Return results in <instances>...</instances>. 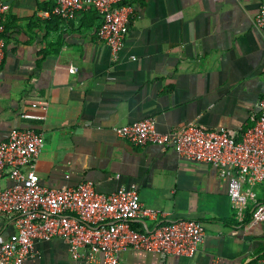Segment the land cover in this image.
Segmentation results:
<instances>
[{
  "label": "crops",
  "instance_id": "1",
  "mask_svg": "<svg viewBox=\"0 0 264 264\" xmlns=\"http://www.w3.org/2000/svg\"><path fill=\"white\" fill-rule=\"evenodd\" d=\"M3 1L10 9L3 17L0 143L13 129L33 126L44 140L41 185L91 182L107 194L136 184L144 206L164 220L205 227L193 258L128 251L120 264H252L264 255V222L245 223L255 206L241 221L214 167L157 145L137 147L116 133L150 117L162 133L192 122L241 134L252 128L264 95V32L254 25L264 0H124L132 12L118 59L97 36L102 19L95 11L44 19L40 13L56 0ZM11 185L0 179V190ZM255 191L264 203V185ZM136 226L150 231L154 222ZM14 232L13 222L0 220V244ZM23 264L76 263L56 238L38 241Z\"/></svg>",
  "mask_w": 264,
  "mask_h": 264
},
{
  "label": "built area",
  "instance_id": "2",
  "mask_svg": "<svg viewBox=\"0 0 264 264\" xmlns=\"http://www.w3.org/2000/svg\"><path fill=\"white\" fill-rule=\"evenodd\" d=\"M10 7L0 0V66L6 58L3 17ZM95 11L102 19L97 36L118 59L125 47L131 7L124 0H56L53 10L40 16L71 21L80 13ZM264 32V5L254 22ZM72 71H77L72 68ZM255 125L244 133L212 131L188 123L162 133L153 117L116 130L118 137L137 147L157 145L183 159L214 167L228 182V194L238 218L254 207L252 223L264 222V203L255 188L264 185V95L258 104ZM45 120L44 116L25 115ZM44 148L42 133L33 126L13 129L0 143V179L12 185L0 190V220L11 221L16 232L0 244V264H23L35 254L38 241L62 239L76 264H120L128 251L168 257L193 258L206 239L204 225L193 219L164 220L161 211L142 203L136 184L113 193H100L91 182L76 187L50 188L40 184L36 166ZM145 218L154 222L150 231L135 225ZM252 264H264V255Z\"/></svg>",
  "mask_w": 264,
  "mask_h": 264
},
{
  "label": "trees",
  "instance_id": "3",
  "mask_svg": "<svg viewBox=\"0 0 264 264\" xmlns=\"http://www.w3.org/2000/svg\"><path fill=\"white\" fill-rule=\"evenodd\" d=\"M54 7H55V6H54ZM54 7H53V8H54ZM53 8L50 9V10H53ZM50 10H49V11H50ZM53 17H55V16H53ZM4 36H5V35H4ZM251 219H252V216H251V215L247 216V218L245 219V223H249V222L251 221ZM135 228L138 229L136 225H135Z\"/></svg>",
  "mask_w": 264,
  "mask_h": 264
},
{
  "label": "rangeland",
  "instance_id": "4",
  "mask_svg": "<svg viewBox=\"0 0 264 264\" xmlns=\"http://www.w3.org/2000/svg\"><path fill=\"white\" fill-rule=\"evenodd\" d=\"M256 189V188H255Z\"/></svg>",
  "mask_w": 264,
  "mask_h": 264
}]
</instances>
